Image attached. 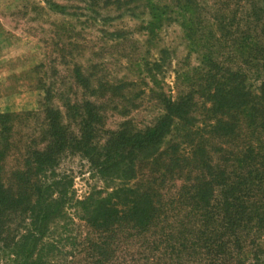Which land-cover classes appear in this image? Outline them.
Listing matches in <instances>:
<instances>
[{"label":"trees","instance_id":"1","mask_svg":"<svg viewBox=\"0 0 264 264\" xmlns=\"http://www.w3.org/2000/svg\"><path fill=\"white\" fill-rule=\"evenodd\" d=\"M221 3L203 26L197 0H146L148 41L177 20L192 48L203 30L219 34L222 53L194 47L197 65L175 73L188 90L175 98L76 68L89 99L44 104L29 137L15 142L17 115H0V264H264V0ZM148 100L159 113L139 127L129 115ZM74 155L116 186L76 199L56 173Z\"/></svg>","mask_w":264,"mask_h":264},{"label":"rangeland","instance_id":"2","mask_svg":"<svg viewBox=\"0 0 264 264\" xmlns=\"http://www.w3.org/2000/svg\"><path fill=\"white\" fill-rule=\"evenodd\" d=\"M197 1L203 8V26L213 23L211 19L222 9L221 0ZM145 3L135 0L120 5L118 10H106L102 1L0 0V115H17L9 123L15 142L18 136L21 140L29 137L40 123L44 104L63 111L61 99H89L75 86L72 72L76 68L91 81L102 76L110 82L135 80L139 81L138 89H152L175 98L180 91H188L187 82L177 79L175 73L197 65L198 49L212 45L215 52L222 53L212 38L219 36L214 31L203 30L200 42L194 46L198 49L190 47L179 20L164 22L148 41L147 32L142 30L148 21ZM159 53L164 62L158 64L159 70H152L154 78L150 80L144 68L160 59ZM141 78L146 86L141 85ZM151 103L143 101L140 108L130 112L137 126L148 124L159 113ZM106 111L104 128L115 129L121 118ZM56 173L71 180L70 189L76 199L93 190L108 192L117 184L99 178L77 155L64 156Z\"/></svg>","mask_w":264,"mask_h":264}]
</instances>
